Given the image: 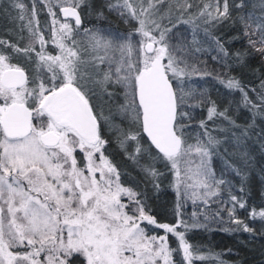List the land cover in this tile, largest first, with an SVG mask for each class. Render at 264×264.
<instances>
[{
	"label": "snow or ice",
	"instance_id": "6c2138e0",
	"mask_svg": "<svg viewBox=\"0 0 264 264\" xmlns=\"http://www.w3.org/2000/svg\"><path fill=\"white\" fill-rule=\"evenodd\" d=\"M40 2L52 18L49 39L39 26L37 0L31 10L24 0H7L0 9L7 15L9 9L15 11L20 30L31 38L23 48L0 39V264H224L219 253L203 254L189 243L186 233L208 224L196 219V212L189 223L181 211L189 200L207 205L226 184L212 167L221 141L208 122L220 119L239 127L229 108L219 110L210 101L199 124L202 134L195 143L186 135V118L191 117L184 108L192 96L186 81L212 75L178 56L181 49L170 42L173 28L194 22L183 18L193 2L174 0L179 13L175 22L170 0H146V7L145 0L139 7L132 0L109 3V11L136 21L134 32L123 37L82 27L81 9L89 7L88 0ZM166 4L169 11L162 15ZM196 7L195 18L206 26L240 23L241 34L233 39L246 41L243 51L230 53L212 36L219 54L213 60H221L226 69L215 79L230 93H240V104L253 113V120L264 117V77L259 90H250L257 92L253 99L230 75L233 62L244 65L249 56L264 62V16L239 12L234 17L229 0H200ZM232 7L242 10L244 0ZM135 36L139 39L134 42ZM20 54L35 64V75L13 62ZM242 134L247 136V129ZM113 140L156 192L167 178L156 162L171 175L177 198L173 223L159 222L151 214L148 193L122 181L108 154ZM145 156L148 162L140 163ZM219 203L230 207H222L216 217L226 211L235 225L224 231L255 232L237 217L238 208L264 221V207L248 208L230 189L228 200ZM174 254L181 256L179 262Z\"/></svg>",
	"mask_w": 264,
	"mask_h": 264
},
{
	"label": "trees",
	"instance_id": "16d2710c",
	"mask_svg": "<svg viewBox=\"0 0 264 264\" xmlns=\"http://www.w3.org/2000/svg\"><path fill=\"white\" fill-rule=\"evenodd\" d=\"M28 1L24 0V3L29 7ZM117 2L118 0H88L89 7L81 9L82 27L101 29L105 34L110 33L114 37L115 35L121 36L132 33L135 29L133 20L127 15L122 17L117 11H109L107 8V4ZM191 2H193L194 7L189 13H185L183 18H191L194 22L178 24L180 26H177L180 28L179 38L182 57L189 63L195 64L197 68L210 72L212 75H193L190 80L186 81V91L192 92V96L188 98L184 108L191 117L190 120L186 118V123L189 125L185 129L186 135L190 137V143H195L196 138L202 134L203 129L200 128L199 124L201 120L207 117L210 101H215L219 110L229 108V115L239 127H232L220 119L215 122H208V128L212 135L221 141L213 156L212 167L217 178H223L226 184L223 186L221 196L210 200L209 208L203 212L204 218L207 216L212 224H208L207 229L193 228L189 230L186 233V239L195 248L200 249L203 254L219 253L224 264H264V221L259 218L253 220L249 217L247 210L238 208L237 217L253 228L255 232L224 231L225 228H235V225L228 220L226 211L221 212L220 217L216 218L215 215L222 207H230V205L219 203L220 200H228L229 189L232 194L243 197L247 201L248 208L264 207V195H262L264 193V117L257 115L253 120V113L240 104V93H230L215 79L216 73L226 71V69L223 68L221 60H213V56L219 54L215 43L212 41V36L219 38L230 53L247 49V43L244 39H233V37L241 34L239 22L235 25L226 22L216 27L206 26L201 20L195 18L198 11L196 5L200 3V0H191ZM239 2L240 0H229L230 11L234 17L239 12L251 14L253 17L264 16V0H244L242 10L234 9L232 5ZM5 3L7 0L0 4ZM170 3L172 4V20L175 22L179 13L174 5V0H170ZM146 4L145 0L144 5L146 6ZM99 11H103V16H98ZM168 11V4L161 7L162 15H166ZM36 12L39 26L47 39L48 31L43 29V26L46 25V18L42 5L39 3L36 5ZM16 15L17 13L13 11L9 19L15 21L16 19L13 17ZM161 22H166V25L170 26L168 19H163ZM6 23L7 21L0 25V39L10 41L21 48L25 47L30 36L26 30H20L19 20H16V24L19 25L17 31ZM206 27L208 32H205ZM253 27H255V23H253ZM197 48L200 51H197ZM13 62L25 67L30 75L36 74L35 64L23 54L16 56ZM230 75L239 79L245 89L249 90L250 97L256 99L257 92L250 90L253 88L259 90L260 79L264 77V62H261L258 56H249L244 65L233 62ZM245 129H247V136L242 134ZM108 154L119 167L122 173L121 179L126 186L135 187L148 193L147 203L151 209V214L161 223H173L176 219L174 215L175 193L170 187L171 175L167 173L163 164L160 162L155 164L160 171L166 173L167 177L162 178L160 190L156 192L138 164L128 159L114 140L109 147ZM147 162V156L140 160L142 164ZM241 187L244 188V192L240 191ZM155 231L160 233L158 230ZM169 243L172 247L176 246L171 238H169ZM173 258L179 262L181 256L174 254ZM195 264H212V262L197 261Z\"/></svg>",
	"mask_w": 264,
	"mask_h": 264
},
{
	"label": "rangeland",
	"instance_id": "374dc122",
	"mask_svg": "<svg viewBox=\"0 0 264 264\" xmlns=\"http://www.w3.org/2000/svg\"><path fill=\"white\" fill-rule=\"evenodd\" d=\"M4 0H0V3L1 2H3ZM132 2L137 6V7H139L140 6V0H132ZM31 3H32V0H29L28 1V4H29V7L31 6ZM40 4V5H42V9H43V13H44V15H45V18H46V25H44L43 26V29L44 30H47L48 31V35H47V39H49L50 38V35H51V27H52V24H51V21H52V18L48 15V12H47V8L40 2V0H37V3H36V5L37 4ZM7 3H5V4H0V8H3L4 7V5H6ZM145 6V5H144ZM146 6H147V4H146ZM145 6V7H146ZM30 10H31V7H30ZM58 9H56V11H57ZM9 11L11 12V15L9 16V15H6L5 14V12L4 11H0V25H1V23H4V22H6L7 21V25L9 26V27H11L12 29H14V30H18V28H19V25L18 24H16V20L14 21L13 19H9L11 16H12V10L11 9H9ZM57 16H58V14H57ZM58 18V17H57ZM133 22H134V27L136 26V21L135 20H133ZM162 23V22H161ZM163 25H166V22H163L162 23ZM177 26H180V25H177ZM57 27H58V25H57ZM169 27H171V25L169 26ZM134 32V31H133ZM132 32V33H133ZM18 33V32H17ZM16 33V34H17ZM173 34H175V35H173ZM126 35H128V34H126ZM126 35H121V37H123V36H126ZM169 35L172 37V40L170 41L171 43H174V44H176L177 46H178V48H180V38H179V35H180V28L179 27H177V28H173L172 29V33H169ZM115 36H117V35H115ZM31 38H29V40H30ZM139 39V36H135L134 37V42H135V40H138ZM29 42V41H28ZM37 48H38V45H37ZM48 48H50L49 50H52V46H51V44H49L48 45ZM177 55L178 56H183L182 55V53H181V51H178L177 52ZM174 191V190H173ZM175 193V192H174ZM177 198H176V195H175V200H176ZM209 206H210V201H209V203L207 204V205H205V204H203L201 201H197L196 202V204H193L192 203V201L191 200H189V201H187L186 203H184L183 204V207H182V209H181V211H182V214H183V218L185 219L186 218V220H188L189 221V223H191L192 222V213L193 212H196V214H197V216H196V219H198L201 223H207V224H212L211 222H209L210 220H208L207 219V221L205 220V218H204V214H203V212L205 211V210H207L208 208H209ZM217 218V217H216ZM156 230H158L160 233L159 234H163V230H160V229H156ZM169 238H171L172 240H173V242L175 243V238L174 237H172L171 235L169 236ZM176 245V244H175Z\"/></svg>",
	"mask_w": 264,
	"mask_h": 264
},
{
	"label": "water",
	"instance_id": "95a60500",
	"mask_svg": "<svg viewBox=\"0 0 264 264\" xmlns=\"http://www.w3.org/2000/svg\"><path fill=\"white\" fill-rule=\"evenodd\" d=\"M57 14H58L59 19H60V20H63V17H62L61 14H59L58 10H57Z\"/></svg>",
	"mask_w": 264,
	"mask_h": 264
}]
</instances>
